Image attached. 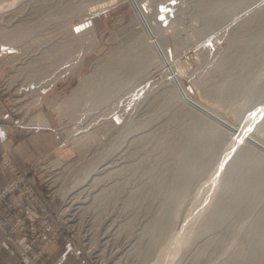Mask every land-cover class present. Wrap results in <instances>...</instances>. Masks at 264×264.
<instances>
[{"label": "rangeland", "instance_id": "1", "mask_svg": "<svg viewBox=\"0 0 264 264\" xmlns=\"http://www.w3.org/2000/svg\"><path fill=\"white\" fill-rule=\"evenodd\" d=\"M92 1L39 0L40 13L25 22L51 19L19 46L0 40L4 99L18 124L35 126L43 137L42 156L27 166L4 146L0 151L10 173L0 193L14 179L4 155L21 174L28 171L7 195L37 206L35 225L25 208L35 234L31 264L57 254L65 264H74L70 254L84 264H264V153L248 137L239 140L237 128L191 108L157 63L142 73L120 68L98 87L90 85L111 56L138 55L144 38L126 26L134 14L130 1L87 15ZM152 2L176 19L164 21L173 41L169 52L175 65L193 71L194 78L183 76L189 91L264 139V0L182 49L174 36L188 39L192 17L202 16L208 0ZM252 14L251 28L237 39L233 28ZM86 75L93 83L72 99ZM40 110L50 126L37 125ZM56 158L75 166L58 172L63 168L51 167ZM188 231L185 242L177 241ZM4 241L12 245L5 230ZM168 243L175 244L173 256Z\"/></svg>", "mask_w": 264, "mask_h": 264}, {"label": "bare ground", "instance_id": "2", "mask_svg": "<svg viewBox=\"0 0 264 264\" xmlns=\"http://www.w3.org/2000/svg\"><path fill=\"white\" fill-rule=\"evenodd\" d=\"M120 1L127 0L92 1L89 3L90 7L85 8V10H87L86 14L91 15L96 11L111 7ZM128 1H130L132 4L134 14L126 26L133 28L135 31H142L141 36L144 37L139 44L140 48L138 55L133 56L129 52H127L123 53L122 55L111 56L103 66H100V68H98L97 73L95 72V74L93 75L95 76L94 84L90 85H92L94 88L98 87V85H100L102 82L104 83V81L109 77L117 75L120 68L139 71L142 73L146 67L150 66L153 63H157L165 69V80L171 83V87L174 93L182 98L187 104H189L191 108H194V110L204 115L205 119L208 118L210 120H213L218 125L228 127L231 130L237 128L239 132L236 133L235 136L238 137L239 140H246L248 137L250 141L251 139L256 141L261 145V147L255 142L251 141L252 143H254L253 146L259 148V150L264 153V139L262 137H260L251 129L246 128L245 125L238 126L237 123L231 120L227 115L220 112L205 100L194 96L187 88L185 82L183 81V76L189 75L194 78V73L187 67H179L173 62L171 54L169 52V48L173 42L172 38L170 37L171 32L168 31L167 25L164 24L165 19L170 20V23L176 19H174L173 17L170 18L163 6H154L152 0ZM256 1L257 0H208L202 10V16L192 17L193 20L190 23L192 32L188 34V39L185 40L182 37H177V35H175L174 43L179 49L194 45L197 40L210 35L217 29H220L230 20L236 19L238 15L248 9ZM40 7L41 6L39 0H0V20L4 23V25H0V33L1 35H8V37L5 38L0 37V40H2V42H5V45L7 44V47L19 46V42L22 43L29 34L41 29L43 24L48 19H51V16L48 18L46 16H41L40 19H37L36 22L33 23L25 22L26 19L30 17V15L32 16L35 14H39ZM80 10L82 11L83 7H81ZM50 13L51 12H48L47 14L50 15ZM254 17L255 14L249 15L248 17L237 23V25L233 28L232 34H234L236 38L244 36V31L251 28L250 25L254 22ZM83 56L84 55L80 57V60L83 59ZM1 69L2 68H0V70ZM100 74H103V76L100 77ZM89 76L90 75H86L85 77H83L80 85L74 90V94L71 96L72 99L76 98V92L82 86L86 85L87 81L92 80ZM97 76L98 78L96 79ZM193 80L195 82H198V80ZM89 82L93 83V81ZM110 94L111 92H107V94L104 95L103 99L107 98ZM209 94L210 89L203 90L202 95L204 96V98H210ZM212 100L214 102L216 98H213ZM195 104L200 105L203 109L207 110L208 113L205 110L198 108V106H196ZM218 104L220 105L221 103ZM215 117H218L219 120ZM35 121H37V125H51L50 120L43 110H40L37 113ZM62 121L63 123H65L66 118L63 117ZM73 166H75L74 163H63L60 158H56L51 161L52 168H63L58 172H65L66 169H72ZM55 180L56 178H53L52 183H55ZM60 190V187L54 188L55 193ZM69 192L71 191H64L62 192V194L63 196H65V198H67L69 197ZM191 233L192 231H188L187 234H183V238L180 237L177 241L180 242L181 240V243L185 242L186 239L191 236ZM177 236H180V234ZM171 245L174 246L175 244L173 245L172 243H168V247L166 248L169 249ZM180 247L181 246H179L178 249ZM171 248L172 247H170L169 251L170 254H168L173 256L174 254L172 252H174L176 249L174 246V249L172 248L174 251L171 252ZM166 251L168 252L167 249ZM167 252L165 254H167ZM175 252H177V250ZM171 256H169V258L167 256L166 257L167 259H170Z\"/></svg>", "mask_w": 264, "mask_h": 264}, {"label": "crops", "instance_id": "3", "mask_svg": "<svg viewBox=\"0 0 264 264\" xmlns=\"http://www.w3.org/2000/svg\"><path fill=\"white\" fill-rule=\"evenodd\" d=\"M4 95V91L0 89V151L4 146L19 165L27 166L42 156V133L35 126L18 124L17 115L9 107L10 103L4 99ZM9 180V170L0 162V188ZM5 211L4 205L0 204V220ZM69 257L73 258L74 264H84L77 255L70 254ZM64 260L57 254L53 257H45L42 264H65L62 263ZM16 262L17 251L4 241V229L0 223V264H16Z\"/></svg>", "mask_w": 264, "mask_h": 264}, {"label": "built area", "instance_id": "4", "mask_svg": "<svg viewBox=\"0 0 264 264\" xmlns=\"http://www.w3.org/2000/svg\"><path fill=\"white\" fill-rule=\"evenodd\" d=\"M4 156L3 160L5 164L9 166L10 170H12L14 179L9 186L0 193V204L4 203L7 205V211L1 220V224L4 226L6 240L11 242L18 251V264H31L29 252L33 247V240L30 239V236L35 234L29 232L27 219L31 218V224L35 225L37 206L35 205V201L29 202L28 205H26L23 203L25 202L23 199L14 200L10 199L7 195L9 191H12L18 186L19 182H22L23 178H21V175L26 174L28 171L25 170L21 174L19 168L12 162L8 155ZM34 198L35 197L32 196V199ZM27 207L32 214L28 215L30 218L25 214V208Z\"/></svg>", "mask_w": 264, "mask_h": 264}, {"label": "water", "instance_id": "5", "mask_svg": "<svg viewBox=\"0 0 264 264\" xmlns=\"http://www.w3.org/2000/svg\"><path fill=\"white\" fill-rule=\"evenodd\" d=\"M196 105V104H195ZM196 106H198V108H200V109H202V110H205V109H203L200 105H196ZM207 113H208V111L207 110H205ZM210 114V113H209ZM212 115V114H211ZM213 116V115H212ZM215 118H217L218 119V117H215ZM219 120V119H218ZM252 140V139H251ZM253 142H255L257 145H259L260 147H261V145L259 144V143H257L256 141H254V140H252Z\"/></svg>", "mask_w": 264, "mask_h": 264}, {"label": "snow or ice", "instance_id": "6", "mask_svg": "<svg viewBox=\"0 0 264 264\" xmlns=\"http://www.w3.org/2000/svg\"><path fill=\"white\" fill-rule=\"evenodd\" d=\"M80 29H77V31H79Z\"/></svg>", "mask_w": 264, "mask_h": 264}]
</instances>
